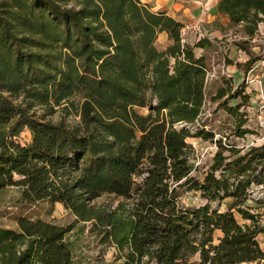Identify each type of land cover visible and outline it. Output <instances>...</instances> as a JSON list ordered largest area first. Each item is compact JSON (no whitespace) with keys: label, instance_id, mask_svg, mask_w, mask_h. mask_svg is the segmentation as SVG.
I'll return each mask as SVG.
<instances>
[{"label":"trees","instance_id":"trees-1","mask_svg":"<svg viewBox=\"0 0 264 264\" xmlns=\"http://www.w3.org/2000/svg\"><path fill=\"white\" fill-rule=\"evenodd\" d=\"M218 10L247 42L264 22V0H221ZM183 28L142 0H0V191L20 188L21 204L63 205L114 248L113 264H264V227L246 205L251 184H264V142L242 154L218 141L210 168L194 175L188 140L215 135L177 125L204 113L208 67L195 48L211 43H183ZM255 60L240 66L248 72ZM244 88L231 94L227 80L213 99L227 97L220 107L239 138L248 133L238 114ZM58 113L80 123L47 119ZM192 193L205 204L185 202ZM103 195L121 201L97 207ZM228 198L225 211L213 206ZM71 231L27 218L17 230L0 227V264H74Z\"/></svg>","mask_w":264,"mask_h":264},{"label":"rangeland","instance_id":"rangeland-1","mask_svg":"<svg viewBox=\"0 0 264 264\" xmlns=\"http://www.w3.org/2000/svg\"><path fill=\"white\" fill-rule=\"evenodd\" d=\"M148 0H142L146 4ZM151 5V4H150ZM162 12V11H155ZM206 26V25H205ZM205 29L208 30L207 27ZM220 33H214L212 40H208L211 44L206 48H195V53L206 58L210 79L206 85V104L204 113L199 121L193 125L186 126L177 125L178 129H187L195 133L198 128L210 130L214 133V141H205L201 138H190L188 141L193 147L191 162L195 166L194 175L202 177L203 174L212 165L213 157L220 146L235 147L242 154L246 153L253 147H259L264 141V28L257 30L255 40L245 39L244 33L234 28L231 34L226 35L225 31L218 30ZM186 38L190 42V46L194 47L197 39L195 30L186 31ZM243 43V47L236 50L237 45ZM168 44L167 40L159 37L157 46L164 50ZM250 57H255V63L249 68L248 72L240 65L246 64ZM231 80L233 94L241 83L245 86V95L248 97V103L239 111V115L243 114L245 123L242 129H246L248 133L244 138H239L236 132V118L229 115L223 108L221 103L226 100L213 101L217 91L225 85V81ZM239 102H243L242 97L229 101V106L235 107ZM140 114L147 115V109H136ZM43 113V112H42ZM65 115V116H63ZM65 118L70 125H78L80 117L75 113L71 116L58 113L55 116H49L47 119L58 122ZM31 135L28 131L22 134L21 142L30 141ZM229 152L226 151L225 155ZM18 179V177H15ZM233 182L235 179L232 178ZM21 189L18 187H7L0 191V227L13 230L18 229V220L27 218L32 221L42 220L63 227H72L71 233L68 235V241L72 243L74 250V264H113L115 250L112 247H106L100 243L99 237L91 233V224L82 223L77 220L69 210L63 205L50 203H39L36 205L21 204ZM121 201L115 195H103L99 198L95 205L102 208H115ZM233 199L228 198L222 202V206L214 203L215 208L222 211L227 209V205L232 203ZM185 202H189L194 206H202L205 200L200 194H190ZM264 184L252 183L250 186V196L246 205L251 208V212L258 214L260 222L264 227ZM236 217L240 224L245 221L239 215ZM222 236L221 232H216L214 239L218 243V239ZM261 248L264 250V233L258 237Z\"/></svg>","mask_w":264,"mask_h":264},{"label":"crops","instance_id":"crops-1","mask_svg":"<svg viewBox=\"0 0 264 264\" xmlns=\"http://www.w3.org/2000/svg\"><path fill=\"white\" fill-rule=\"evenodd\" d=\"M220 1L221 0H148L146 3L151 4L153 11L166 12L169 16L182 23L184 27H189V31L195 30L200 26L203 28L207 27L211 35L215 37L214 33H220L218 30L225 31L226 35H228L231 34V31L235 28L230 27L229 17L219 12L218 4ZM238 31L243 33L240 28H238ZM159 37H161L162 40H167L169 43L166 33H162ZM245 39L249 38L245 36ZM253 40H255V37Z\"/></svg>","mask_w":264,"mask_h":264},{"label":"built area","instance_id":"built-area-1","mask_svg":"<svg viewBox=\"0 0 264 264\" xmlns=\"http://www.w3.org/2000/svg\"><path fill=\"white\" fill-rule=\"evenodd\" d=\"M261 17H263L262 15H261ZM264 28V22H260L259 24H258V30L260 31V30H262ZM189 31V27H184L183 29H182V37H183V43H190L188 40H187V38H186V31ZM195 31H196V34H197V39H196V41H195V43H197V42H199L200 40H202V39H211L212 40V38H211V33L210 32H208L205 28H203L202 26H200V27H197L196 29H195ZM236 50L238 51V47H236ZM200 56H201V54H200ZM209 79H210V73L208 72V74H207V82L209 81ZM264 142V141H263Z\"/></svg>","mask_w":264,"mask_h":264}]
</instances>
